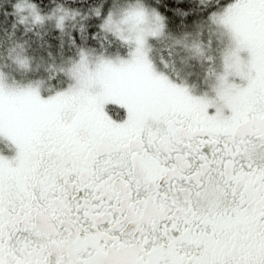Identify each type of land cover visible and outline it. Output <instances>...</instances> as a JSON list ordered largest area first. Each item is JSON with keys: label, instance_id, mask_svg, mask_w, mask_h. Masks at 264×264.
Segmentation results:
<instances>
[{"label": "snow or ice", "instance_id": "1", "mask_svg": "<svg viewBox=\"0 0 264 264\" xmlns=\"http://www.w3.org/2000/svg\"><path fill=\"white\" fill-rule=\"evenodd\" d=\"M0 264H264V0H0Z\"/></svg>", "mask_w": 264, "mask_h": 264}]
</instances>
